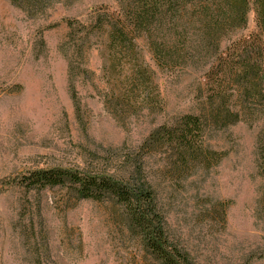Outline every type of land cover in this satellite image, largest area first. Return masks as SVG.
<instances>
[{"label":"rangeland","instance_id":"1","mask_svg":"<svg viewBox=\"0 0 264 264\" xmlns=\"http://www.w3.org/2000/svg\"><path fill=\"white\" fill-rule=\"evenodd\" d=\"M116 5L0 0V264H150L112 204L78 200L61 188L19 185L36 169L113 174L121 149L133 153L158 126L196 113L203 65L177 77L158 72L166 113L130 115L112 106L98 34L83 59L87 72L71 77L68 21L91 31L99 15ZM259 33L251 12L246 28L225 46ZM139 42L152 64L146 42ZM207 138L212 150L225 155L221 163L180 184L162 181L168 232L194 264H264V180L258 167L264 107L254 119L245 115Z\"/></svg>","mask_w":264,"mask_h":264},{"label":"trees","instance_id":"2","mask_svg":"<svg viewBox=\"0 0 264 264\" xmlns=\"http://www.w3.org/2000/svg\"><path fill=\"white\" fill-rule=\"evenodd\" d=\"M13 4L20 0H10ZM35 5L45 0H24ZM115 11L99 15L91 31L70 28V74L85 73L91 36L103 38L100 55L119 111L166 113L158 72L177 77L205 68L196 113L175 116L155 128L133 153L119 151L116 171L46 168L29 171L19 185L61 188L78 200L108 202L150 264H194L171 237L161 202L162 181L175 185L221 163L207 135L254 119L264 107V0H116ZM255 12L259 34L225 46L246 28ZM83 33V34H82ZM146 42L150 64L139 41ZM73 81V78H72ZM74 100H76L74 94ZM258 167L264 180V138ZM157 162L151 163L152 160Z\"/></svg>","mask_w":264,"mask_h":264}]
</instances>
